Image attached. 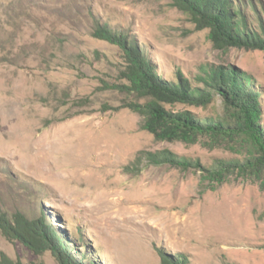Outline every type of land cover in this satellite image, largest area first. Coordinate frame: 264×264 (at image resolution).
Wrapping results in <instances>:
<instances>
[{
	"label": "rangeland",
	"instance_id": "374dc122",
	"mask_svg": "<svg viewBox=\"0 0 264 264\" xmlns=\"http://www.w3.org/2000/svg\"><path fill=\"white\" fill-rule=\"evenodd\" d=\"M231 2L260 32L264 0ZM192 17L175 0H0V210L53 222L96 264H163L162 252L189 264H264V167L214 177L211 167L245 153L223 139H157L144 129L127 106L146 97L125 87L126 50L95 36L97 22L129 34L169 82L180 72L198 84L208 64L234 68L259 90L264 128V49L217 46ZM166 106L223 112L216 91L207 107ZM164 149L199 163L144 154ZM0 249L57 264L1 231Z\"/></svg>",
	"mask_w": 264,
	"mask_h": 264
},
{
	"label": "trees",
	"instance_id": "16d2710c",
	"mask_svg": "<svg viewBox=\"0 0 264 264\" xmlns=\"http://www.w3.org/2000/svg\"><path fill=\"white\" fill-rule=\"evenodd\" d=\"M181 9L189 12L198 25L211 27L212 40L217 46L243 45L264 49V20L258 16L259 31L252 28L244 5L236 7L231 0H175ZM256 12V7L252 4ZM95 36L122 46L126 52V65L122 71L128 81L125 87L139 97L141 102H128V107L142 117V127L153 133L157 139H180L196 142L206 136L211 141L225 140L228 146L245 153L243 159H222L219 165L211 167L209 174L218 177L229 171L237 175H259L264 167V128L260 92L253 88L247 77L234 68L208 64L196 76L198 84H192L180 72L178 82H169L155 73L149 58L142 54L137 42L129 34L112 29L106 23L97 22ZM215 91L220 94L223 112L218 116L200 117L185 109L174 111L168 103L207 107L214 101ZM148 98V99H147ZM248 154H246V152ZM152 163L165 162L180 165L198 164L169 149L146 151ZM249 156V157H248ZM222 165V166H220ZM0 231L10 241H20L36 254L50 251L57 264H96L95 259L86 260L85 255L72 248L57 230L53 222L43 217L30 218L22 211L8 214L0 210ZM76 251V252H75ZM87 257V255H86ZM163 264H189L184 253L161 254ZM1 264H47L45 262L23 263L0 249ZM226 264H237L227 262Z\"/></svg>",
	"mask_w": 264,
	"mask_h": 264
},
{
	"label": "bare ground",
	"instance_id": "6f19581e",
	"mask_svg": "<svg viewBox=\"0 0 264 264\" xmlns=\"http://www.w3.org/2000/svg\"><path fill=\"white\" fill-rule=\"evenodd\" d=\"M115 220V219H114ZM119 228V227H118ZM118 229H116V231H117ZM114 231H115V229H114ZM118 233V232H117ZM123 234V233H122ZM120 236V235H119ZM121 237H123V236H121ZM120 239V238H119Z\"/></svg>",
	"mask_w": 264,
	"mask_h": 264
}]
</instances>
